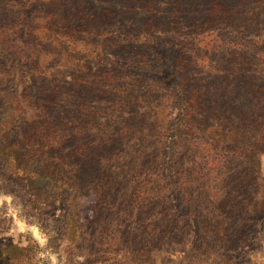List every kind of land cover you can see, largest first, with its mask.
Wrapping results in <instances>:
<instances>
[{
    "label": "trees",
    "instance_id": "16d2710c",
    "mask_svg": "<svg viewBox=\"0 0 264 264\" xmlns=\"http://www.w3.org/2000/svg\"><path fill=\"white\" fill-rule=\"evenodd\" d=\"M1 181L63 207L79 264H232L264 215V0H0Z\"/></svg>",
    "mask_w": 264,
    "mask_h": 264
},
{
    "label": "rangeland",
    "instance_id": "374dc122",
    "mask_svg": "<svg viewBox=\"0 0 264 264\" xmlns=\"http://www.w3.org/2000/svg\"><path fill=\"white\" fill-rule=\"evenodd\" d=\"M25 199L26 196L20 188L1 181L0 242L13 240L11 242L14 244L6 247L9 248L8 252L4 254L0 252V264L18 262L22 264L18 259L24 252L23 248L27 249L28 254L31 255L28 264H79L85 261L86 255L79 252L83 248L77 250L73 241L67 237H62L61 240L55 238L58 230L64 225L63 221L59 220L61 214L65 212L63 207L52 211L48 216L49 219H41L25 203ZM248 230L252 235V241L245 242L240 253H236L237 257L241 254L240 259L237 261L234 256L232 264H264V215L259 214L254 223L248 225ZM251 242L252 245H250ZM10 255L12 258L9 257ZM221 255L220 251L213 253L209 263L223 264Z\"/></svg>",
    "mask_w": 264,
    "mask_h": 264
}]
</instances>
